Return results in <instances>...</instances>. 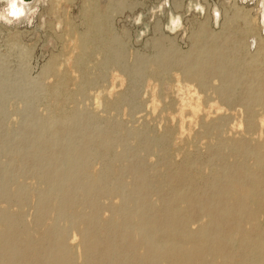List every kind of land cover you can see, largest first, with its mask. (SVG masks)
Instances as JSON below:
<instances>
[{
    "label": "rangeland",
    "instance_id": "rangeland-1",
    "mask_svg": "<svg viewBox=\"0 0 264 264\" xmlns=\"http://www.w3.org/2000/svg\"><path fill=\"white\" fill-rule=\"evenodd\" d=\"M190 1L66 0L57 4V0H36L30 13L31 23L26 19L12 24L0 20V181L5 183L10 195L9 200H0V212L21 216L23 227L28 228L26 233L39 237L44 232L47 236L57 226L67 227L66 222L78 213L81 220L63 240L76 264H97L96 257L104 250V246H99L102 251L97 249L87 255L83 235L93 230H89L84 220L100 207L97 211L102 215L97 214L96 223L101 227L95 226L93 233L98 236L110 220L116 219L113 213L126 210V206L121 194L108 193V197L105 194L91 201L84 194L80 197L82 194L78 192L72 199L80 202H75V207L68 209L64 217L59 214L58 206L62 204L60 194L65 191L58 188L49 198L48 212L52 215L39 217L36 204L38 207L40 197L48 194L51 187L44 166L52 153L67 150L65 139L60 140L63 147L52 146L59 129L64 132L80 128L96 137L90 150L97 156L87 166L89 176L102 172L108 164L112 170L110 187L122 183L128 192L143 178L148 196L143 195L141 203L152 217L160 216L157 213L165 209L174 189L180 195L186 193L193 184L192 178L201 192L229 206L234 204V199L224 190L233 170L239 171L246 187L260 192L264 189V168L257 164L260 160L264 163V29L260 5L264 0H193L206 5V16L199 14L197 8L189 12ZM214 5L222 11L217 26L210 14ZM3 6L0 3V9ZM162 6L164 14L160 15L158 10ZM169 8L183 15V27L177 34L165 28ZM141 15L143 22H135ZM100 40L113 41L125 69L115 64L100 68L102 53L97 48ZM82 48L86 58L80 64ZM214 48L219 50L218 58L228 65V77L214 72L203 81L189 78L187 71L209 61ZM160 59L165 66L159 65ZM80 80L86 82L83 94H80ZM229 87L232 91H227ZM44 127L49 130L42 131ZM101 141L112 146L105 157L101 156ZM43 145L44 150L40 149ZM38 157L40 164L35 161ZM184 165L195 172L179 181L175 174ZM214 178L215 183L208 187L207 181ZM21 189L28 195L23 203H18L13 198ZM243 201L245 208L234 215L220 236L227 240L225 248L209 250L201 259L192 258L190 264H253L250 254L256 250V237L264 239V206L247 197ZM178 207L182 215L176 221V233L181 234L186 228L184 217L188 214L190 233L199 234L212 226L214 217L210 214L199 208L193 210L182 199L178 200ZM127 216L130 222L125 233L119 231L121 237L117 235V240L128 235L132 242L135 240V250L148 255L150 248L143 243L136 226L140 216L132 212ZM161 227L159 238L168 230L165 224ZM24 235L23 232L21 237ZM214 238L218 241V237ZM55 240L51 242L61 241ZM73 241L76 243L71 244ZM181 242L186 249H192L191 240ZM229 252H235V256L227 261L224 254Z\"/></svg>",
    "mask_w": 264,
    "mask_h": 264
},
{
    "label": "bare ground",
    "instance_id": "bare-ground-1",
    "mask_svg": "<svg viewBox=\"0 0 264 264\" xmlns=\"http://www.w3.org/2000/svg\"><path fill=\"white\" fill-rule=\"evenodd\" d=\"M38 1L40 2V0H38ZM42 1L45 2V0H42ZM63 1H66V0H57V4H61ZM35 2H36V0H0V3H2L4 5L3 8L0 9V20L2 22H6L7 24H12V23H21V22L25 21V19H26V21L31 23L32 19H30L31 18L30 13L34 10L33 5L35 4ZM12 4H15L17 9H19L23 13V15L12 16L11 15ZM260 5H261V10H262V12H261V23L263 24V29H264V2ZM56 7H57V5H56ZM188 8H187V10L189 12L191 10H193L194 8H197L196 11H198L199 14H203V16L208 15L207 14L208 8L206 7V5L202 4V2L194 3V1L191 0ZM171 9L168 12V22H167L165 28H167V30L169 32L177 34L178 31L183 27V15H180ZM193 11L195 12V10H193ZM158 12L160 15H163L164 14V6H162L161 9L158 10ZM210 14L212 16V20L215 23V25L216 26L219 25L220 24V18L222 15V11L220 10V8L217 5L212 6L210 8ZM137 21L143 22V15L137 16L135 18V22H137ZM177 21H178V23H177ZM58 24L60 26H62L61 22H59ZM145 26H146V28L149 27L148 24H146ZM112 40H113V38H112ZM254 42H257V38H254ZM97 48H99L101 51L100 53H102V61L100 63L101 69H107L112 64H115L117 67L119 65H121L120 67L122 69H125V66L123 65V61H122L123 58L120 55L119 50L116 49L117 47H115V45L113 44V41L107 42L105 40H100L99 42H97ZM260 48H262V47H260ZM160 50L158 52H160ZM161 51H163V50H161ZM81 52H82V54L78 58V61L80 64H82L84 62V59L86 58V54H85L83 48L81 49ZM217 52H219V50L214 48V54L211 58L209 57L210 58L209 61H206V62L200 64V66L197 69L190 68L186 73L187 76L189 78H197L198 80L203 81L208 75L215 72L219 76H221L223 78H227L228 73H229L228 65H227L226 61H223V59H219L220 56L218 58ZM159 54H161V53H159ZM165 55H166V53H165ZM161 57H162V54H161ZM167 58H169V57H167ZM162 59H163V57H162ZM217 60H218V62H217ZM171 62H172V60H171ZM216 62H217V64H215ZM212 64H215V67H212ZM159 65L161 67H163V66H165V62H163V60H161V61H159ZM171 67H172V65H171ZM141 70H143L141 72L144 73V68H142ZM147 71H149V70H147ZM151 71H154V69ZM156 71H158V70H156ZM85 84H86V82H84V80L79 81L80 92H81L80 94L85 93V91H86ZM224 89H225V87H224ZM188 90H189V88H188ZM229 90L232 91L230 89V87L227 91H229ZM87 93H89V92H87ZM193 93L194 92H192V94ZM227 94H229V93H227ZM95 108H97V107H95ZM76 117L77 116H75L73 118V120H75ZM261 122H262V120H261ZM48 130L49 129H47V127H44V129L42 131L46 132ZM61 131L62 130L59 129L58 131H56L57 133L55 132L56 136H55V138L53 137L54 140H52V142H53L52 146L58 145V146L63 147V145L60 143V140L65 139L66 144L64 146H66L67 150L65 152L57 151V152L52 153L50 155L48 161L46 162V164L44 166L45 167V175H47L49 177L48 180L51 181V183H50L51 187L49 186L50 191L48 194H45V195L41 194L42 196L39 199L40 200L39 206L37 207V204H36V208L37 209L39 208V212H37L38 210L36 212L39 214V217L41 219L44 218V216H46L49 213L48 212V207H49V203H50L49 198L53 195V193L58 188H62L65 191V192H63L64 193L63 195L60 194L62 199L61 198H59V199L62 200V204L60 207L58 206V208L60 209V211L58 210L59 214L63 215V216L66 214L68 209L75 207V202H77V201H74V199H77V198L72 199V196H74V194H77L78 192H80L79 194H82V196H80V197H83V194H84L86 196V199H89L91 201H96L102 195L105 196V194L108 197V193H113V194L116 193L117 195L121 194V198H122V196H124L126 210L115 211L113 214H114V217H116V219H112L106 224V226L104 227V230L103 231L101 230L102 234H100L101 232L99 231L100 235H98V234H97L98 236L94 235L95 234L94 231L96 230L95 226L99 225V223L97 225L96 222L98 221L97 214L100 213V211L98 212L97 209L99 210L100 207L97 206V209H95L93 211V213L90 215V217H88L86 219L83 218V219H85L84 222L90 227L89 230H91V231L93 230V233H94L93 234L90 231L91 233H89V234L87 233V234L83 235L84 237H83L82 243H83V246H84V249H85V252L87 253V255L89 256L91 254H94L95 252H97V249L99 251H102L104 249L102 252H99V254L96 257L97 258V264H151V263H157V262H162V261H166V262L169 261V262H171V264H190L189 262L192 258L196 257L198 259H201L206 255V252H208L209 250L212 251V250L216 249V250L221 251V250H223V248H225L224 246L226 245L227 240L225 241L224 239L220 238V236L223 233V231L225 230V227L230 225L232 219L234 218V215L239 214L245 208L246 205H244V201H243L244 198L247 197V199H251L252 201L258 203L259 205L264 206V189L262 190V192H260V190L258 191L257 189H254L252 187H246L243 184V182H241V180L239 178V174H240V173H238L239 171L233 170L228 175V180H227L226 187L224 190L225 194H230V197L232 196V198L234 199L233 205L229 206L226 203H224V201H222V200L210 198L204 192H201L199 190L198 185L196 184V179L192 178V181H193L192 186L183 195H180V193L176 189H174L172 191L171 197L166 202L165 209L161 213H157L158 215H160L159 217H163V218H159L158 216L152 217V216H150V214L148 215L147 209L141 203L142 202L141 197L143 195H144L143 197H145V194L148 191L147 186L145 185V181L143 178H141L138 181L139 183L137 186L135 185L136 188L133 191L128 192V191H126V187L122 183H119L114 187H110L109 183H110V178L112 175V170L108 164L105 167V169H103L102 172H98L97 174H95L93 176H89L87 174V166L97 156V154H94L90 150L91 144H93L94 142L97 141L96 137L83 132V130L80 128L79 129L76 128V129H72V130H68V131L66 130L64 132L63 131L61 132ZM100 134H101V132H100ZM130 135H133V134H130ZM165 136L167 137L169 135H165ZM147 139H149V138H147ZM100 144H101V149H102V152L100 150L101 156L105 157L111 152L112 146L107 141H101ZM99 147H98V149H99ZM234 148H236V147H234ZM40 149L44 150L45 146L44 145L40 146ZM129 149H130V147H129ZM234 151H236V150H234ZM38 154H41V153L39 152ZM25 157H28V155ZM168 157H170V156H168ZM35 161L38 164H40L42 162L39 157ZM45 161H46V159H45ZM261 161L262 160H260L257 164H258L259 168L262 169V166L264 168V163ZM186 164L188 165V163H186ZM187 165H184L183 168L175 174V178L177 180L182 181V180H184V178H186V176L191 175V173L193 171L195 172L194 169L190 168ZM127 166H128V163H127ZM131 166H132V164H131ZM96 168H98L97 165H96ZM140 168H141V166H140ZM142 168H143V165H142ZM27 169H26V171H27ZM10 170H12V169H10ZM29 170H30V168H29ZM95 170H97V169H95ZM126 173H128V171ZM10 174H11V172H10ZM123 175H125V174L123 173ZM31 176H33V174ZM13 179H15V178H13ZM33 179H34V177H33ZM133 180H135L134 177H133ZM215 181H216V178H214L213 180H210L209 182L207 181V186L211 187L215 183ZM200 184H201V182H200ZM20 185H21V183H20ZM207 189H209V188H207ZM47 190H48V188H47ZM43 191H44V189H43ZM59 192H60V190H59ZM27 195H28V192L24 189H21L17 194H15L13 199L18 203H23L26 200ZM55 195H56V193H55ZM146 195L148 196V194H146ZM104 196H102V197H104ZM75 197H76V195H75ZM53 198H55V197H53ZM9 199H10V195L8 193L7 186L5 185V183L3 181H0V200H9ZM86 199L84 201H86ZM180 199L185 201L193 210L199 208L201 211H204L207 214H210L211 216H213L214 220L212 222V226L210 228L202 230L199 234H192V233H190V231L187 228V221L191 218V215L188 214L184 217V221H185L184 223L186 224V226H185L186 228L184 229V231L181 234H178L179 231H177L178 233H176V231L174 229L175 224H176L177 219L179 218V220H180V217L182 215V213H181L182 211H180V209L178 207V200H180ZM51 202H52V200H51ZM78 202H80V201H78ZM151 202H152V200H151ZM241 202H243V204ZM147 203L149 204L150 202H147ZM182 203H181V206H182ZM86 204H87V202H86ZM158 205H159V203H158ZM94 206H96V204ZM84 207H86V206L84 205ZM87 208H89V207H87ZM84 209L85 208H83V210ZM127 210H128V212H127ZM50 211H51V209H50ZM150 211H152V210H150ZM90 212H92V211H90ZM131 212L140 216V219L138 221V225H136V226H138L140 232L142 233L143 243L145 244V246H148V248H150V252L148 255H144L145 253H143L142 255L139 254L135 250V244H133L135 240L132 242L131 239L128 238V235L122 236L120 241L117 240V235L119 234V231H122V234H123V232L125 233V230H126L128 224L130 222L129 221L130 219L127 215H129V213H131ZM49 214L52 215V213H49ZM100 214H98V215H100ZM56 217H57V215H56ZM81 217L78 213H75V215L73 217H71L70 220H68V222H66L67 227L59 228L55 224L58 227V228L56 227V229L54 228V230H53L54 233L56 232L55 234L53 233V231L50 232L51 230L49 229L50 231H49V234L47 236L44 235L45 234V232H44V234L42 235L43 237H39L36 235L35 236L31 235L32 233L31 234L26 233V232H28V228L23 227V226H25V222L21 216H19V215L11 216L7 212H0V225L3 226V229H0V262L2 264H76L75 259L72 255L70 249L63 243V240H65L66 233L68 231H70L73 227H75L77 223H79V221L81 220ZM41 219L38 221L39 223L41 222ZM45 221H46V218H45ZM131 221H132V219H131ZM161 224H165L167 226L166 228L168 230H167V233L165 236L159 238L158 234L160 232ZM55 225H54V227H55ZM99 227H101V225H99ZM129 227H130V225H129ZM129 227H128V229H129ZM161 229H162V227H161ZM87 231H88V229L86 230V232ZM130 231H132V230H130ZM23 232L25 233L24 238L21 237ZM130 234H132V233H130ZM130 234H129V237H130ZM119 236L120 235H118V237ZM120 237H119V239H120ZM214 237H216V238L218 237V241ZM56 238L58 240H61L62 242L61 241L58 243L51 242V240L54 241ZM133 239H134V236H133ZM183 239H187V240L192 241L193 246H192L191 250H188L183 246V243L181 242V240H183ZM46 240H47V242H46ZM55 241L57 242V240H55ZM70 243L72 244V243H76V242L73 241ZM256 243H257L256 244V250H253L250 254L251 261L253 262V264H264V239H261L257 236L256 237ZM99 246H102V247L104 246V247L102 250H100ZM252 246H255V245H252ZM79 250H80V248H79ZM77 253L80 254V252H77ZM234 253H232V252L225 253L224 254L225 259L227 261L232 260L233 257L235 256ZM86 258H88V257H86ZM79 259H80V257H79ZM91 260L93 261L94 259H91ZM81 262H83V261H81ZM196 264H198V263H196Z\"/></svg>",
    "mask_w": 264,
    "mask_h": 264
},
{
    "label": "clouds",
    "instance_id": "clouds-1",
    "mask_svg": "<svg viewBox=\"0 0 264 264\" xmlns=\"http://www.w3.org/2000/svg\"><path fill=\"white\" fill-rule=\"evenodd\" d=\"M11 7H12L11 15H12V13H16V16L23 15V13L19 9H17L15 4H12ZM137 22H139V21H137ZM177 23H178V21H177Z\"/></svg>",
    "mask_w": 264,
    "mask_h": 264
},
{
    "label": "snow or ice",
    "instance_id": "snow-or-ice-1",
    "mask_svg": "<svg viewBox=\"0 0 264 264\" xmlns=\"http://www.w3.org/2000/svg\"><path fill=\"white\" fill-rule=\"evenodd\" d=\"M13 16H16V13H12Z\"/></svg>",
    "mask_w": 264,
    "mask_h": 264
}]
</instances>
